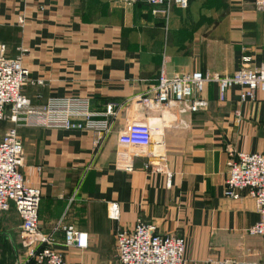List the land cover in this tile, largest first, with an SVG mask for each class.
<instances>
[{
    "label": "crops",
    "instance_id": "1",
    "mask_svg": "<svg viewBox=\"0 0 264 264\" xmlns=\"http://www.w3.org/2000/svg\"><path fill=\"white\" fill-rule=\"evenodd\" d=\"M162 15L143 0H0V45L10 58L21 54L30 79L43 82L23 86L31 105L63 96L88 97L94 110L122 104L98 146L90 131H20L21 173L41 192L40 230L54 233L66 264H119L108 252L115 233L137 222L182 236L185 264H264V239L246 232L259 218L254 201L246 192L237 200L224 195L228 151H264V91L242 102L235 87L220 102L210 83L200 95L206 109L148 112L155 123L151 149L163 143L170 184L163 173L142 169L158 163L154 156L136 158L130 173L116 165L128 104L152 95L162 65L170 76L231 75L243 56L252 68L264 66V10L256 0H188L186 9L170 5L167 21ZM110 202L120 207L119 221L108 218ZM60 225L87 233L88 248L65 247Z\"/></svg>",
    "mask_w": 264,
    "mask_h": 264
},
{
    "label": "built area",
    "instance_id": "2",
    "mask_svg": "<svg viewBox=\"0 0 264 264\" xmlns=\"http://www.w3.org/2000/svg\"><path fill=\"white\" fill-rule=\"evenodd\" d=\"M132 5L138 0H117ZM155 11H161L167 21L170 5L186 9L188 0H145ZM264 10V0H256ZM21 22V20H20ZM5 46L0 45V126L9 120L15 127L7 130L0 140V211L13 206L21 220L20 242L25 250L24 261L32 264H66L62 252L55 249L54 233H44L39 227L41 192L26 183L23 166V145L16 127L44 128L66 131H90L94 134L95 146L113 131V123L122 108L116 101L106 103L102 110L92 108L91 99L81 96L51 97L43 105L33 106L22 93L26 84L42 85L32 81L29 71L23 66L22 55L5 56ZM248 56L241 58L240 68L231 75L220 76L212 72H191L168 75L159 69L152 95H138L130 100L127 122L117 137L116 165L125 172L134 171V160L139 157L158 158V163H145L142 169L148 173H163L168 184L171 174L166 169L163 143L153 153L151 146L155 123L147 113L177 109L180 113H195L207 108V101L200 97L205 88L216 84L218 100L224 102L227 92L235 87L241 89L240 100H254L259 91H264V66L252 68ZM137 111L143 115L136 116ZM227 177L224 195L237 200L246 192L255 204L258 221L246 232L264 239V151L245 153L228 151ZM108 218L119 221L120 207L116 202L107 206ZM63 233L62 244L67 248L85 250L88 235L77 231L72 225H60L56 230ZM185 240L179 235H161L155 225L137 222L131 230L118 229L115 233L116 258L119 264H185L183 259ZM205 264H260L257 262H233L227 259H209Z\"/></svg>",
    "mask_w": 264,
    "mask_h": 264
},
{
    "label": "rangeland",
    "instance_id": "3",
    "mask_svg": "<svg viewBox=\"0 0 264 264\" xmlns=\"http://www.w3.org/2000/svg\"><path fill=\"white\" fill-rule=\"evenodd\" d=\"M6 126L0 128V136L4 133V131ZM24 145V142H23ZM24 155V153H23ZM25 163V161H24ZM22 171V170H21ZM12 212V211H10ZM13 213H10L8 216L0 213V254L2 256L3 252L1 251V248L3 246V244L7 247V251L5 252V254H3V259H4V264H7L9 262V258L10 256H12V248L11 246H15L17 248V250L19 251V247H20V234L19 232H17L15 230V227L13 228H9L10 226L16 225L18 224V219L13 217ZM5 231L7 232H12L11 234H8V239L5 238V236L2 234ZM109 253H111L112 255H116V251L115 248L114 249H110L108 250ZM23 257H20L17 262L18 264H22V261L20 262V259H22Z\"/></svg>",
    "mask_w": 264,
    "mask_h": 264
},
{
    "label": "trees",
    "instance_id": "4",
    "mask_svg": "<svg viewBox=\"0 0 264 264\" xmlns=\"http://www.w3.org/2000/svg\"><path fill=\"white\" fill-rule=\"evenodd\" d=\"M5 56L8 57V58H10L6 53H5ZM158 73H159V70H158ZM157 77H158V76H157ZM197 112H198V111H197ZM195 113H196V112H195ZM4 126H6V127H5L6 130L4 131V133H5L7 130H9L10 128L15 127L14 124H12L9 120H4L3 123L1 124L0 128H2V127H4ZM28 128H29V129H34V128H31V127H16V129H17V133H18L20 139H21V133H20V131L23 130V129H28ZM4 133H3V134H4ZM3 134H2V135H3ZM2 135L0 136V140H1ZM10 211H12V212H10ZM0 213H3V214H5V215H7V216H8L10 213H13V215H14L13 217L18 219V224L13 225V226H10L9 228H13V227L16 226V227H15V230H16L17 232H19V234H20L19 226H20V224H21V220L19 219V216H18V214H17L15 208H14L13 206H11V208H10L8 211H6V212H1V211H0ZM0 229H1V226H0ZM11 233H12L11 231H10V232L5 231V232L2 233V234L5 236V238L8 239V234H11ZM0 234H1V233H0ZM19 242H20V241H19ZM11 248H12V256H10V258H9V262H8L7 264H14V262H15L17 259H19L20 257H24V255H25V250H24V248L22 247L21 242H20L19 251L17 250V248H16L15 246H11ZM1 251L3 252V254H5V252L7 251V247H6L4 244H3L2 248H1ZM3 254H2V256H3ZM2 256H1V254H0V264H4V263H5V262H4V259H3ZM22 264H32V263H31L30 260H27V261H23Z\"/></svg>",
    "mask_w": 264,
    "mask_h": 264
},
{
    "label": "water",
    "instance_id": "5",
    "mask_svg": "<svg viewBox=\"0 0 264 264\" xmlns=\"http://www.w3.org/2000/svg\"><path fill=\"white\" fill-rule=\"evenodd\" d=\"M143 1H145V0H143Z\"/></svg>",
    "mask_w": 264,
    "mask_h": 264
}]
</instances>
